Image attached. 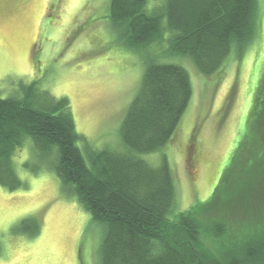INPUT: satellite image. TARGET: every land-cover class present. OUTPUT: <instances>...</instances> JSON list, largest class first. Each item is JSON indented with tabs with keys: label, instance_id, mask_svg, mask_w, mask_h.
<instances>
[{
	"label": "trees",
	"instance_id": "1",
	"mask_svg": "<svg viewBox=\"0 0 264 264\" xmlns=\"http://www.w3.org/2000/svg\"><path fill=\"white\" fill-rule=\"evenodd\" d=\"M161 1L164 6L153 12L147 0L110 3L121 43L144 61L139 91L120 128L130 152L88 149L68 99L39 91L37 83L22 85L21 97L0 98V184L11 191L23 187L12 159L31 139L39 159L57 153L63 190L104 226L101 264H264V73L247 132L209 201L170 220L175 187L168 160L152 168L138 156L171 142L193 96L188 72L157 63L148 48L165 40L168 30V55L191 59L211 77L233 47L244 51L259 36L258 0ZM79 143H85L86 158ZM30 222V234L37 235L38 223Z\"/></svg>",
	"mask_w": 264,
	"mask_h": 264
},
{
	"label": "rangeland",
	"instance_id": "2",
	"mask_svg": "<svg viewBox=\"0 0 264 264\" xmlns=\"http://www.w3.org/2000/svg\"><path fill=\"white\" fill-rule=\"evenodd\" d=\"M111 0H0V98L22 96L21 86L68 99L76 132L88 149L128 154L120 128L137 95L143 59L127 49L110 19ZM164 1L147 0V9ZM259 36L233 47L223 67L204 77L189 58L168 55L173 34L148 48L159 64L185 69L193 96L171 142L138 155L152 168L166 157L175 202L169 219L209 201L247 132L253 97L264 73V0H258ZM164 27L167 21L163 19ZM147 51V49H146ZM85 143H79L86 158ZM57 153L39 159L28 139L12 159L23 187L0 184V264H101L104 226L75 195L63 190ZM39 233L32 236V223ZM27 229L24 231L23 229Z\"/></svg>",
	"mask_w": 264,
	"mask_h": 264
}]
</instances>
